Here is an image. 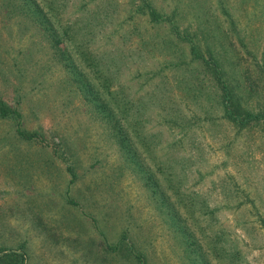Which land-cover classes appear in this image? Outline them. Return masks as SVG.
I'll list each match as a JSON object with an SVG mask.
<instances>
[{
  "label": "rangeland",
  "instance_id": "374dc122",
  "mask_svg": "<svg viewBox=\"0 0 264 264\" xmlns=\"http://www.w3.org/2000/svg\"><path fill=\"white\" fill-rule=\"evenodd\" d=\"M53 1L62 58L0 0V99L35 133L0 116V264H264V118L221 101L264 114L257 0Z\"/></svg>",
  "mask_w": 264,
  "mask_h": 264
},
{
  "label": "trees",
  "instance_id": "16d2710c",
  "mask_svg": "<svg viewBox=\"0 0 264 264\" xmlns=\"http://www.w3.org/2000/svg\"><path fill=\"white\" fill-rule=\"evenodd\" d=\"M20 1V6L24 9H27L29 11V8L31 10V14L33 17H35L36 20L39 22H43L46 24L47 28H44L47 32V37L51 40L53 47L56 49V51L59 53V56L62 58L65 54L60 48V44L63 41L62 34H66L67 37L70 38L69 31L70 29L62 27L59 24L56 26L53 25V21L51 20L53 17L54 20H58V8H54L53 0L46 1L45 4L48 7V13L50 16L43 12L42 8H40L38 5L31 6V0H18ZM249 1V0H245ZM257 5L260 6L259 10L260 12H264V0H261L260 3L257 0ZM151 13L154 14V10H151ZM192 52L195 53V56L197 59H201L204 63L210 64V61H208L206 58L195 52L194 48H192ZM211 64L214 66L215 72L218 69V62L216 60H212ZM221 90H222V106L224 111V116L227 117L230 121L236 123L237 125L246 126L249 123L260 120V118H264V114L256 113L248 108L242 107L240 105L239 100L232 94L231 90L228 88V86L225 83H221ZM10 115L14 116L18 120V126H17V132L19 135L24 139H31L35 133L27 132L25 130H22L20 127V113L17 110H9L6 106V104L0 99V116L1 117H9ZM3 259V258H1ZM18 264H24L23 262H18Z\"/></svg>",
  "mask_w": 264,
  "mask_h": 264
}]
</instances>
